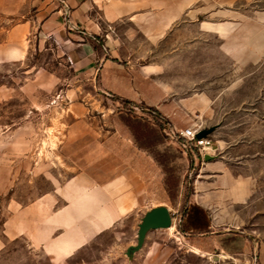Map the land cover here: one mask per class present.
Listing matches in <instances>:
<instances>
[{"label": "rangeland", "instance_id": "rangeland-1", "mask_svg": "<svg viewBox=\"0 0 264 264\" xmlns=\"http://www.w3.org/2000/svg\"><path fill=\"white\" fill-rule=\"evenodd\" d=\"M134 3L137 12L147 10L148 5L159 6L156 10L160 12L169 6L183 9L176 11L169 25L162 23L164 17L159 14L158 38L135 31L128 21L131 13L123 18L126 27L122 26V33H127L121 40L127 50L125 58L158 68L164 103L174 111L170 118L160 108L145 104L134 108L124 103L119 108L135 120L131 126L137 132L143 130L145 143L161 146L155 147V154L169 169L170 180L179 181L175 198L169 197L171 205L179 207L181 187L186 192L180 205L183 210L188 197L198 194L199 181L225 176L213 209L224 220L219 228L242 241H227L226 251L219 248L203 256L190 247L185 229L174 219L171 228L150 230L143 246L129 257L126 252L137 244L140 219L125 236L128 243H134L127 249L126 241L119 246L114 232L107 231L72 257L55 262L30 232L15 237L4 231L9 211L33 203L72 173L60 147L69 112L64 95L73 89L74 62L67 54V44L60 45L64 52L60 57L40 47L35 28L27 38L31 53L26 60L0 63V163L25 155L32 162L31 168L22 167L15 174L11 189L0 195V264H264V0ZM57 61L64 64L62 74L70 80L55 86L42 82L46 75L42 68L54 72ZM69 94L73 96V91ZM198 120L206 129L214 127L210 136L216 153L205 160L209 167L201 157L192 160L184 154L163 131L168 121L185 128ZM235 188L240 197L230 195Z\"/></svg>", "mask_w": 264, "mask_h": 264}, {"label": "crops", "instance_id": "crops-1", "mask_svg": "<svg viewBox=\"0 0 264 264\" xmlns=\"http://www.w3.org/2000/svg\"><path fill=\"white\" fill-rule=\"evenodd\" d=\"M64 1L66 5L60 0H0V63L26 60L31 53L27 38L35 28L40 47L60 57L64 54L60 45L67 44V54L74 62L73 89L64 95L69 112L60 147L72 173L33 203L9 211L4 231L15 237L30 232L53 261L62 262L107 231L114 232L119 246L126 241L127 249L134 243H128L125 236L134 224L138 225L150 208L166 205L185 229L190 247L199 250L196 253L213 255L215 249L226 251L227 241L238 244L242 241L239 236L231 237L219 228L224 220L213 209L225 176L199 181L198 194L188 197L183 210L180 205L186 192L181 187L179 207L171 205L165 172L143 141V130L139 133L130 127L127 114L119 108L124 103L134 108L145 104L172 117L174 107L164 103L166 97L156 77L158 68L127 60L121 40L127 37L122 26L128 24L123 19L128 14L135 31L158 38L159 14L164 17L162 23L169 25L175 21L176 7L160 12L156 10L159 6L148 5L147 10L137 12L134 0ZM182 10L179 7L177 12ZM55 69L48 72L42 68L46 72L42 82L55 86L70 80L62 74L61 61ZM30 158L9 157L7 163H0V195L11 189L12 179L22 167L31 168ZM203 164L210 165L209 161ZM231 191L230 195L240 197L236 188Z\"/></svg>", "mask_w": 264, "mask_h": 264}, {"label": "built area", "instance_id": "built-area-1", "mask_svg": "<svg viewBox=\"0 0 264 264\" xmlns=\"http://www.w3.org/2000/svg\"><path fill=\"white\" fill-rule=\"evenodd\" d=\"M60 1L63 5H66L64 0ZM58 97H61V95ZM203 129H206V126L199 120L185 128H178L168 121L163 131L166 136L173 142H176L181 151L192 160H196L199 157L205 160V154H215L216 148L214 147V140L210 135L202 138L197 137V134Z\"/></svg>", "mask_w": 264, "mask_h": 264}, {"label": "water", "instance_id": "water-1", "mask_svg": "<svg viewBox=\"0 0 264 264\" xmlns=\"http://www.w3.org/2000/svg\"><path fill=\"white\" fill-rule=\"evenodd\" d=\"M214 131V127L209 129H203L198 134V138L207 137ZM215 156L211 154H205L204 159L210 160ZM174 213L166 205H159L150 208L139 223V229L137 232V244L131 245L127 250V255L132 257L133 253L140 249L145 241L146 235L150 230L155 229H168L173 225Z\"/></svg>", "mask_w": 264, "mask_h": 264}, {"label": "trees", "instance_id": "trees-1", "mask_svg": "<svg viewBox=\"0 0 264 264\" xmlns=\"http://www.w3.org/2000/svg\"><path fill=\"white\" fill-rule=\"evenodd\" d=\"M127 121H128V124L130 127H132V123L135 121L134 119H131L127 116ZM135 123V122H134ZM133 128V127H132ZM134 129V128H133ZM143 136V135H141ZM144 141V139H143ZM149 145V147L151 148V151L153 153V155L155 156L156 160L158 161V163L163 167L164 169V172H165V184H166V187H167V191H168V194H169V197L171 198H175V195H176V192L178 190V182H174V181H171L170 180V173H169V169L165 166V164L161 161L160 157L158 155L155 154V147H157V144H153V143H147Z\"/></svg>", "mask_w": 264, "mask_h": 264}, {"label": "bare ground", "instance_id": "bare-ground-1", "mask_svg": "<svg viewBox=\"0 0 264 264\" xmlns=\"http://www.w3.org/2000/svg\"><path fill=\"white\" fill-rule=\"evenodd\" d=\"M173 224H174V220H173ZM172 226H173V225H172ZM172 226H171V227H172ZM171 227H170V228H171Z\"/></svg>", "mask_w": 264, "mask_h": 264}]
</instances>
